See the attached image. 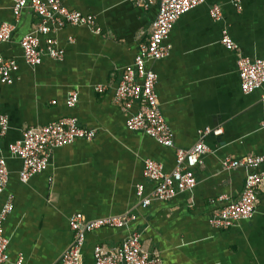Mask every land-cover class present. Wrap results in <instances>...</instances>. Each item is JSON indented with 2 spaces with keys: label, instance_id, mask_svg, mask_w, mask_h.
<instances>
[{
  "label": "crops",
  "instance_id": "crops-1",
  "mask_svg": "<svg viewBox=\"0 0 264 264\" xmlns=\"http://www.w3.org/2000/svg\"><path fill=\"white\" fill-rule=\"evenodd\" d=\"M152 1L64 0L68 9L94 16L101 33L63 28L54 34L65 51L63 61L44 57L32 68L24 61L20 41L35 31L40 19L27 7L16 21L12 0H0V26H17L12 40L0 45V53L19 64L14 84L0 80V117H8L10 126L0 136L10 170L0 209L10 199L14 203L3 225L10 242L6 264H17L21 257L23 264H59L73 242L69 218L74 214L89 220L137 216L129 229L102 228L88 234L84 264H94L97 246L117 247L130 231L141 234L144 250L158 254L163 264H264V187L251 220L227 230L210 224L225 205L239 200L246 180L244 169L223 170L222 161L264 155V87L243 94L236 56L220 41L222 28L228 27L246 57L264 58V0H240L241 10L230 0H207L175 25L167 40L170 56L149 64L159 76L161 111L176 147L189 149L203 142L210 152L196 170L193 191L142 209L137 186L153 189L143 177L144 161L161 163L171 172L176 150L129 131L114 96L140 44L149 38L159 6V0ZM214 4L222 6L221 22L210 18ZM98 86L105 91L97 92ZM73 91L79 101L70 108L67 99ZM65 117L78 119L96 137L54 150L46 172L23 184L21 161L10 155L9 145L20 140L25 128ZM206 129L222 133L205 135ZM221 197L225 199L219 201Z\"/></svg>",
  "mask_w": 264,
  "mask_h": 264
},
{
  "label": "built area",
  "instance_id": "built-area-1",
  "mask_svg": "<svg viewBox=\"0 0 264 264\" xmlns=\"http://www.w3.org/2000/svg\"><path fill=\"white\" fill-rule=\"evenodd\" d=\"M127 1L137 4L153 2L152 0ZM230 1L236 9H242L240 0ZM12 2L16 21L27 7H30L40 19L35 31L25 35L20 41L24 61L32 68L41 65L44 57L63 61L65 51L58 46V41L54 37V34L63 28L87 27L95 34L101 33L94 16L68 9L64 5V0H12ZM206 3L207 0H159L158 14L151 25L149 38L140 44L133 64L125 70L121 82L115 89L114 101L127 116V129L143 133L161 146L176 150V166L171 172H166L161 163L151 159L144 161L143 177L153 184V189L147 192L144 184L137 186L136 194L142 209H147L154 202H171L180 194L193 191L198 184L196 170L203 165L204 156L210 152L203 142L189 149L176 147L172 130L161 111L157 94L159 76L149 67L150 63L159 62L170 56L171 47L167 44V40L181 17ZM209 15L212 21L221 22L224 18L222 6L212 5ZM16 29V24H2L0 45L10 42ZM220 41L226 50L236 56L243 94L250 95L263 89L264 58L246 57L233 40L228 27L222 28ZM18 71V62L5 58L0 53L2 84H14ZM96 91L103 93L105 87L98 86ZM262 100L264 102V93ZM78 101L79 95L73 91L69 94L67 105L73 108ZM135 107L136 111H132ZM9 128L8 117L1 116L0 136L5 137ZM211 133L220 135L222 131L212 132L210 129L204 131L205 135ZM95 137L96 132L82 128L78 119L65 117L46 126L25 128L20 140L9 145V152L12 157L21 161L19 178L23 184H26L36 175L46 172L54 150L71 145L77 140L92 142ZM222 168L228 171L237 169L246 171L245 185L239 200L225 205L210 220L214 228L227 230L241 221L251 220L256 214L257 199L264 187V155L246 156L241 159L225 158L222 161ZM9 180L8 159L0 148V202ZM224 199L221 197L219 201ZM13 210L14 203L11 199L0 209V264H6L10 260L8 255L10 242L4 234L3 225ZM136 220L137 216L132 214L97 220H89L83 214L72 215L69 218V227L73 233V242L63 254L59 264H84V247L88 234L102 228L129 229ZM17 264H23L22 257ZM94 264H163V261L158 254H150L144 250L141 234L130 231L117 247L97 246L94 250Z\"/></svg>",
  "mask_w": 264,
  "mask_h": 264
}]
</instances>
